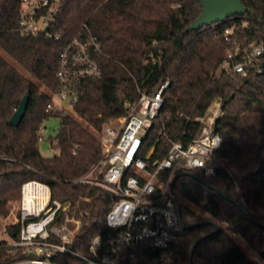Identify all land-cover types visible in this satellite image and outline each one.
<instances>
[{
	"label": "trees",
	"instance_id": "16d2710c",
	"mask_svg": "<svg viewBox=\"0 0 264 264\" xmlns=\"http://www.w3.org/2000/svg\"><path fill=\"white\" fill-rule=\"evenodd\" d=\"M242 3L243 14L189 30L201 11L199 0H59L53 32L73 34L85 23L101 45L96 55L101 72L78 85L72 105L75 117L46 111L50 97L31 79L56 90L61 43L43 33L21 35L16 30L19 1L0 0V218L20 200L24 183H43L50 204L69 203L50 225L61 223L65 214L80 219L66 244L72 253L51 255L49 262L87 264L82 257L95 259L88 249L93 235L99 233L103 248L117 232L105 223L112 206L109 191L79 180L102 176L104 152L95 132L125 114L124 100H134L137 89L148 92L169 78L159 116L144 138L145 150L153 147L150 159L161 158L171 141L187 145L200 126L194 117L203 115L215 100L222 107V119L215 126L222 143L213 152L214 173L185 169L174 173L173 189L197 210L180 206L183 227L170 249L180 264H258L223 227L215 230L206 223L214 219L240 235L264 261V45L260 71L251 69L242 77L218 70L231 43H264V0ZM225 30H230L226 40ZM25 94L29 96L25 114L12 125L9 119ZM50 117L59 120L50 139L58 152L46 157L38 149V132ZM79 211L88 215L81 217ZM20 226L19 222L6 226L13 241L19 238ZM47 241L60 243L51 233ZM157 255L151 243L142 241L121 248L117 264H156ZM36 257L0 241V264Z\"/></svg>",
	"mask_w": 264,
	"mask_h": 264
},
{
	"label": "built area",
	"instance_id": "2783aa9c",
	"mask_svg": "<svg viewBox=\"0 0 264 264\" xmlns=\"http://www.w3.org/2000/svg\"><path fill=\"white\" fill-rule=\"evenodd\" d=\"M18 1L16 30L21 35L36 36L43 33L61 43L55 72L57 88L51 91L45 110L63 112L64 109H72L81 80L98 76L101 72L96 59L101 49L100 42L85 23L73 34L53 32L59 0ZM229 32L224 31L225 40ZM263 45L258 40L231 43L218 70L225 75L242 77L251 69L260 71ZM169 85L170 79L165 78L148 92L137 89L134 100H124L125 114L102 126L99 136L104 152L100 160L102 180L94 183H99L110 193L112 206L105 215V223L117 232L109 237L103 248L99 233L93 235L88 249L95 259L82 257L87 264H117L121 248L135 247L142 241H148L157 249L156 264H180L170 249L172 239L182 228L178 209L181 206L180 196L171 189V181L179 169L201 170L205 175L214 173L211 165L214 162L213 152L222 143L215 126L222 119V107L220 101L215 100L203 115L194 117L200 126L187 145H183L180 140L171 141L161 158L150 159L153 147L145 150V134L159 116L163 93ZM79 180L92 182L88 179ZM22 187L20 214L11 223H20L19 238L10 245L38 257L9 264H53L48 260L51 255L72 253L66 244L71 243L75 236L80 219L73 213L65 214L61 223L50 225L57 212L67 211L69 203L53 200L50 204L48 194L45 206L34 211L30 204H25ZM79 215L83 217L88 213L79 211ZM50 233L60 239L59 244L47 241ZM98 250H101L100 255Z\"/></svg>",
	"mask_w": 264,
	"mask_h": 264
},
{
	"label": "rangeland",
	"instance_id": "374dc122",
	"mask_svg": "<svg viewBox=\"0 0 264 264\" xmlns=\"http://www.w3.org/2000/svg\"><path fill=\"white\" fill-rule=\"evenodd\" d=\"M4 56H5L6 59H8L12 63V65L19 72H21L23 75L31 78L30 75H29V73H28V71L23 66H21L19 63L15 62V61H13L11 58L7 57L6 55H4ZM31 79L34 82H36V84L38 85V87L40 89L45 90L48 93L49 97H51V90L46 89L41 83H39L35 79H33V78H31ZM56 102H57V100H56ZM63 112L72 114L75 117H77L73 113V110L72 109H64ZM58 128H59V120H58V118H55V117H50V118L46 119L41 124V126L39 128V132H38L39 135H41V137L38 139V149H39L40 153L43 156L49 157V156H52V155H54V154H56L58 152V150L53 147V143L54 142H51L50 141V139L53 138L55 136V134L57 133ZM95 134L98 135V136H100L101 131L100 132H95ZM88 180H91L92 183H94V182H101L102 176H101V178H98V179H94V178L90 177ZM95 184H98L99 185V183H95ZM179 202L183 206H187V207H189V208H191L193 210H197V208L194 205L190 204L188 201H186L185 199H183L181 197H180V201ZM19 203H20L19 201H16V202L12 203L8 215L5 218H0V241H3L4 240L8 244L14 243V241L9 237V235L7 234V232H5V229H6V226L8 224H11L12 222H14V218L20 214V210H19L20 204ZM65 203H67V202H65ZM211 220H213L219 226L223 227L226 231H228L232 235V237L235 239V241L239 245H241L243 247V249L246 252V254L249 257H251L255 262H257L258 264H264V261L262 259H260L256 255L255 252H253L251 250V248L245 243V241L242 239V237L240 235L232 232L224 224H222V223H220V222H218V221H216L214 219H211Z\"/></svg>",
	"mask_w": 264,
	"mask_h": 264
},
{
	"label": "water",
	"instance_id": "95a60500",
	"mask_svg": "<svg viewBox=\"0 0 264 264\" xmlns=\"http://www.w3.org/2000/svg\"><path fill=\"white\" fill-rule=\"evenodd\" d=\"M199 2L201 4V11L195 20L188 25L187 29L189 30L198 29L203 25L219 22L230 16L241 15L245 12V7L242 3V0H199ZM28 97V94H25L20 100L17 108L12 113L9 119V122L12 125H17L24 116ZM190 175L197 178L194 174ZM175 178L176 176H174L171 181V189H173ZM222 196L226 197L224 194H222ZM178 209H180V207ZM206 223L212 224L215 227V230L219 229V225L213 220H207Z\"/></svg>",
	"mask_w": 264,
	"mask_h": 264
},
{
	"label": "bare ground",
	"instance_id": "6f19581e",
	"mask_svg": "<svg viewBox=\"0 0 264 264\" xmlns=\"http://www.w3.org/2000/svg\"><path fill=\"white\" fill-rule=\"evenodd\" d=\"M49 189L40 182H26L22 187L25 204H30L34 211L42 209L48 200Z\"/></svg>",
	"mask_w": 264,
	"mask_h": 264
}]
</instances>
